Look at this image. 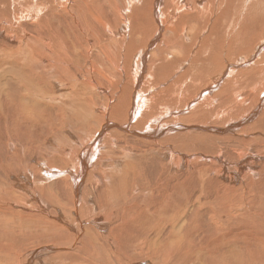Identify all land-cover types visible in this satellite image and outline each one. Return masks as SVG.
Returning a JSON list of instances; mask_svg holds the SVG:
<instances>
[{
	"label": "bare ground",
	"instance_id": "obj_1",
	"mask_svg": "<svg viewBox=\"0 0 264 264\" xmlns=\"http://www.w3.org/2000/svg\"><path fill=\"white\" fill-rule=\"evenodd\" d=\"M263 12L262 0H0V208L72 237L23 249L15 264L39 253L52 254L48 264L84 261L101 245L94 264H178L196 254L183 246L215 250L234 233L264 248V61L242 63L264 44L241 48L244 18ZM224 27L240 51L210 54L246 69L245 89L231 88L235 111L211 94L223 63L182 66L193 54L184 48ZM1 220L7 262L22 247Z\"/></svg>",
	"mask_w": 264,
	"mask_h": 264
},
{
	"label": "rangeland",
	"instance_id": "obj_2",
	"mask_svg": "<svg viewBox=\"0 0 264 264\" xmlns=\"http://www.w3.org/2000/svg\"><path fill=\"white\" fill-rule=\"evenodd\" d=\"M262 1H264V0H262ZM249 3H247V4H249ZM253 3H255V5L257 6L256 2H253ZM218 11H219V13H218L219 16H225V10L224 9H218ZM229 19H231V18H229ZM263 20H264V12L263 13H257L253 19L252 18H250V19L244 18V22L247 25L248 30H247L246 38L245 39L241 38L242 40H244L241 43L242 49L246 48L247 51L251 52L252 47H250V46H252L254 42L256 44L257 43L264 44V28H261V25H262L261 21H263ZM222 21L223 20H220V23ZM230 21L231 20H229L227 22L224 21V25H226L229 29L231 28ZM208 34L209 33H207L206 36ZM233 35L234 34L231 35L229 32H227L225 30V27H224L221 30V34H217L214 37V39L208 37L204 42L199 41L198 46L197 47L195 46L194 50H193V47L184 48L183 49V51H185L184 55H186L188 53V50L193 51V54L190 55V57L187 59L186 62H184L182 64V66H185V65L188 66V64H196L200 67H205L208 69L209 67H214V66H217L219 64H222L223 61L221 59V55L220 56H218V54L217 55H211L210 53L212 50H215V48H216L219 50L221 49V51L223 49L225 51L229 50L232 55L237 54L240 50L238 48H235L234 44L228 43L232 40L231 36H233ZM192 36L193 35H191V39H190V42L188 44L189 46L191 43H193ZM206 47L209 48L208 51L206 50ZM200 51H202V52L204 51L203 53H205L204 55H206L207 57H205L203 55V56L199 57L197 62H195L196 54L199 53ZM242 56L247 57L248 55L245 54ZM263 56H264V47L261 46V53L255 57V60L253 59L249 63H244V61H243L242 63L245 64V67H250V68L256 67V64L264 61ZM235 60H236V58H232L231 61H227V62L223 63L224 69L216 77H218L219 79H220V77H223V76L224 77L222 79H220L219 84L211 93L213 95L220 94L219 99L223 102V106L227 109H232L233 111L237 110L242 104L240 103L239 107L237 106L236 108H232V105L235 103V98L232 96L233 93H232L231 88H232V85H237L239 89H243V90L245 89V88L241 87L242 83L240 82L239 75L241 74V72L246 70L245 68H240V69L235 70L234 66L232 65V62H234ZM228 70H234V73L232 75L227 76L226 71H228ZM182 75H183L182 70H179V76H182ZM236 81L238 83H236ZM23 94H25V93L23 92ZM33 95H34V91H33ZM13 99H15V98L13 97L12 100ZM184 100L187 101L186 96L184 97ZM37 101L41 102V99L34 97V100L31 101L29 105L32 107L33 110L39 111L41 109L37 108V105H38ZM255 106H256V101H254V107ZM245 107L246 106L241 107V109H244ZM254 107L250 106L246 110L242 111V113H249V111H251ZM27 113H30V112L27 111ZM59 113H60V111H59ZM185 113H186V111H185ZM30 114L32 116L36 117L37 119H41L32 113H30ZM60 117H61V113H60ZM45 119L52 124L54 123V126H59L60 119L58 120V122H54V121L47 119V118H45ZM27 135L30 136L31 134H27ZM44 138H45V136H43L42 140H44ZM15 162L19 163L18 160H15ZM10 163H12L11 160L9 161V164ZM122 163L123 162L118 163V165H119L118 169H120V170H121V164ZM151 163L153 166H159L160 168L164 167V163L160 160L154 159L151 161ZM10 166L12 168L14 167L12 164H10ZM141 172H142V174L145 173L143 168H141ZM114 178H116V180L118 181L116 187L119 190L123 189V187L126 186L124 184V182L122 181V178H120V176L117 175ZM111 187H113V186H111ZM105 190L106 189L102 190L104 197L106 196ZM9 191H12V190H9ZM49 193L51 194V191H49ZM7 203H8V201H7ZM7 210L8 211H5L6 212L5 213V212H3L2 208H0V212H1L0 213V220L1 219L3 220V221L1 220V222H3V224H5L8 221L11 223V227H12L13 231L15 232L14 237L11 240H13L14 244H16L18 242L19 247H22V248L16 249L15 257L11 261H9V259H8L7 262L6 261L0 262V264H15L17 262L20 263L22 260L21 254H22L23 249H24L23 255L25 254V252L29 253L31 251H35V250H39V249H42L43 251H47V248H48V246L51 245L52 240H56L58 242H63V241H71V239H72V237L69 234L65 233L64 231H59V230H56V229H53L50 227H46V226H43V225L36 223V222L30 223L28 220L24 219L25 216L23 215V213L19 214V213L13 212L14 210L12 207L8 206ZM7 212H10V213L8 214ZM15 214H17V215H15ZM5 217H8V218H6V220H5ZM205 222L209 225L208 221H205ZM2 227H4V226H1L0 229ZM100 234L104 235V232L102 231ZM89 238H92L94 241L96 240L97 237L94 235V230H91V233L89 234ZM20 239H26L28 242L23 244ZM237 239H239V236H237L234 233L231 237L224 240V242L222 244H218L215 247V250H209V251L204 250L205 245L197 243L198 240H194V242H192L190 245L183 246L182 250L189 249L188 253H196V254L191 256L188 260H185V261H181L179 259L178 264L179 263H182V264H264V248L262 246L257 245L255 243L248 242V241L238 242ZM103 243H106V242H102V244ZM151 243H145L144 242L143 252L139 256H141L142 258L150 256L149 254H150ZM166 245H171V242L170 243L167 242ZM195 245H196V247H195ZM93 246H94V244H93ZM163 247L166 248L165 245H163ZM194 247H195V249H194ZM238 248H241V249H238ZM160 250H162V248ZM201 250H203V252H200ZM101 252H102V245L100 248H98V250L96 252L95 251L91 252L92 255L85 254V252L83 254V252L81 251V253L83 254V258L86 257L84 261L82 259L76 260V261H71V260L69 261L66 259L65 261H63L64 263H62V264H68V263H70V264H73V263H76V264H94V254H100ZM103 252H104V255L108 254L105 249ZM51 256H52V254H50V253L49 254L44 253L43 255H42V253H39L36 256H33L31 261H32V264H48V261L45 260L44 258H50ZM100 256L102 257V255H100ZM100 256H99V259L101 258ZM203 257L205 258V260L202 259ZM24 259H25V257H24ZM114 259H116V258H112L111 260H109V263L115 264L116 261ZM90 262H92V263H90ZM96 262H97V260H96ZM97 263L102 264L99 261ZM127 264H130V263L127 262Z\"/></svg>",
	"mask_w": 264,
	"mask_h": 264
}]
</instances>
